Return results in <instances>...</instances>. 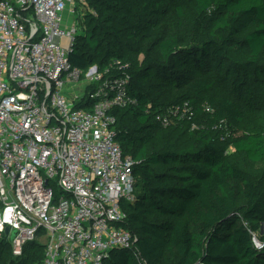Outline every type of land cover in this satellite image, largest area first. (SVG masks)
I'll return each instance as SVG.
<instances>
[{
	"label": "trees",
	"instance_id": "16d2710c",
	"mask_svg": "<svg viewBox=\"0 0 264 264\" xmlns=\"http://www.w3.org/2000/svg\"><path fill=\"white\" fill-rule=\"evenodd\" d=\"M88 1L97 16L76 36L69 54L73 66L87 71L97 64L105 70L114 60L136 61L144 53L140 65L130 69V93L136 105L114 110L116 139L136 163L139 191L126 208L124 226L137 239L133 249L112 250L106 264H264V249L256 248L252 235L264 223V192L228 154L232 146L252 162H264V132L236 136L226 143L217 130L234 131L257 109L248 81L264 74L260 61L264 0H194L188 21L178 6V15L192 34L203 35L185 44L177 35L150 31L152 19L163 13L167 0ZM147 37L149 46L141 44ZM156 50L163 61L152 54ZM237 50L243 57L232 55ZM154 69L160 71L161 81L179 86L171 103L161 100L163 92L156 84L140 80ZM111 70L105 79L126 74ZM103 81L88 85L87 91ZM218 85H226L223 94L214 92ZM185 102L194 115L185 120L188 126L180 140L172 126L166 129L155 121L154 111ZM127 119L135 126H129ZM235 182L242 188V203ZM4 239L0 264L43 263L42 244L29 243L19 259L12 254L10 240Z\"/></svg>",
	"mask_w": 264,
	"mask_h": 264
},
{
	"label": "built area",
	"instance_id": "2783aa9c",
	"mask_svg": "<svg viewBox=\"0 0 264 264\" xmlns=\"http://www.w3.org/2000/svg\"><path fill=\"white\" fill-rule=\"evenodd\" d=\"M85 4L0 0V240L19 259L29 243L42 244V264H106L112 250L133 249L137 239L124 226L139 191L136 163L116 139L114 113L137 99L129 63L84 71L70 62ZM111 68L126 74L105 79ZM83 77L88 85L105 80L76 102L69 89ZM184 115H194L188 102L154 111L163 127Z\"/></svg>",
	"mask_w": 264,
	"mask_h": 264
},
{
	"label": "rangeland",
	"instance_id": "374dc122",
	"mask_svg": "<svg viewBox=\"0 0 264 264\" xmlns=\"http://www.w3.org/2000/svg\"><path fill=\"white\" fill-rule=\"evenodd\" d=\"M193 5H194V0H167L163 13L152 19V23L150 25V31L152 32L153 35H156V34L177 35L182 44H185L188 41L197 39L199 37L202 38L203 35L201 34L198 37L193 35L192 31L188 29L186 23L181 21V18L178 15L177 8L178 6H180L184 10L187 21L190 20L192 17ZM96 16H97V11L94 9V6H92L91 3L88 0H86L85 6L83 7L80 6L79 12L76 15L77 21H78V24H77L78 34H83L86 29V22L92 21V18H96ZM247 32H245L242 35H245ZM129 44L132 48H136L139 46V44L138 45L133 44V43H129ZM141 44L149 46L151 44L150 38L149 37L145 38ZM152 54L160 61H163L158 50L154 51ZM232 55L238 58L243 57L242 52L240 50L233 52ZM143 57H144V53H139L136 61H134L133 59L129 61H125V60H120V61L122 63H125V62L130 63L129 69H128V71L130 72V69L132 70V68H134L135 70V68H137L140 65V62L143 59ZM127 58H128V53L124 55V59H127ZM260 61L264 62V52L261 55ZM160 74L161 73L160 71H158V69L156 70L154 69L151 71V73H149V75H147L146 77L140 80L144 84H148V83L156 84L157 90L163 92L161 100L166 103H171L172 102L171 98L177 92L179 86L176 84H170L168 82L161 81ZM248 82H249L250 87L252 88L254 99L257 104V109L252 114H250L246 118V120L242 122L236 129H234V131L215 128L221 131V135L223 134L222 138L225 139V141L227 140L226 143H228V141H230L232 138H235L236 136L246 135L248 133H263L264 132V74H258L255 77L250 76ZM88 84H89L88 81L84 79L83 77L77 86L69 89L71 97L72 99H74V101L78 102L84 96L87 95ZM225 89H226V85H221V86L218 85L215 87L214 92L217 94H223L225 92ZM185 115L181 118L179 122L175 120L171 124L173 130L176 132L174 137L179 138L180 140L184 139L182 138V136L184 134L186 126H188V123L187 122L185 123V120L188 117H185ZM125 122H127L129 126L131 127L135 126L136 124L133 120H129V119L125 120ZM181 122L184 125L183 128L180 127L181 124L179 123ZM169 127H166V129ZM228 154L230 155L231 159L238 161V163L241 166H243L245 169H247L252 174V176L256 179L257 183L260 185V187L262 188V191L264 192V162H259V163L252 162L251 160L247 158V156L244 153L235 152L234 148H232L231 146L228 147ZM235 185L237 186L240 192L239 201L240 203H242L243 202L242 188L236 182H235ZM54 188L56 190L57 197L61 196L62 194L60 193V190L55 185V183H54ZM256 233L258 234L257 238H260L262 237V235H264V229L262 231L259 230Z\"/></svg>",
	"mask_w": 264,
	"mask_h": 264
},
{
	"label": "water",
	"instance_id": "95a60500",
	"mask_svg": "<svg viewBox=\"0 0 264 264\" xmlns=\"http://www.w3.org/2000/svg\"><path fill=\"white\" fill-rule=\"evenodd\" d=\"M6 232L7 233L9 232V228L6 229ZM15 234H16V232H14V234L12 235L11 240L14 238Z\"/></svg>",
	"mask_w": 264,
	"mask_h": 264
}]
</instances>
